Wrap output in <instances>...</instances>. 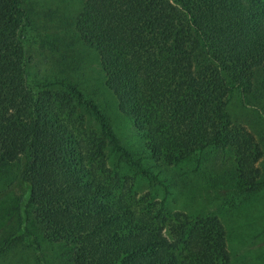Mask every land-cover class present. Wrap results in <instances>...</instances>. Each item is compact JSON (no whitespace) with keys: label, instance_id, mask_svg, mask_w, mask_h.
<instances>
[{"label":"trees","instance_id":"1","mask_svg":"<svg viewBox=\"0 0 264 264\" xmlns=\"http://www.w3.org/2000/svg\"><path fill=\"white\" fill-rule=\"evenodd\" d=\"M45 2L0 0V167L17 168L4 193L13 216L0 257L26 244L31 264H240L216 212L170 211L169 186L121 144L86 86L39 79L34 62L50 49L79 73V40L98 54L105 88L145 140V159L229 155L228 183L252 196L264 186V0H83L71 26L51 36ZM236 95L261 115L260 136L235 122ZM109 148L118 168L131 164L163 199L131 197L133 183L124 189L112 175ZM215 177L207 198L222 209L229 195Z\"/></svg>","mask_w":264,"mask_h":264},{"label":"rangeland","instance_id":"2","mask_svg":"<svg viewBox=\"0 0 264 264\" xmlns=\"http://www.w3.org/2000/svg\"><path fill=\"white\" fill-rule=\"evenodd\" d=\"M45 1H48L49 8H52L50 17H54V22L49 19L42 20L44 33L49 34L47 36L58 32V26H71L83 7V0H55L53 3L50 2L52 0H40L44 2L43 4L47 3ZM68 35L75 36L74 28L69 29ZM76 39L78 40L77 37ZM39 44L40 40L35 45L37 51L40 50ZM75 48L82 64L79 73L70 74L67 68L65 70L64 66L57 64L53 51L44 49L42 53H36L35 75L39 79L70 76L84 84L88 96L94 97L112 122L121 144L132 153L133 158L142 159L143 168L155 172L160 180L169 186L172 192L167 199L169 210L196 213L203 212L210 207L212 212L220 216L227 228L230 249L234 258L240 264H264V186L260 192L252 196L236 193L228 183L229 172L234 170V161L232 157L222 155V153L196 154L176 164L145 159L147 155L144 150L145 140L135 132L130 119L118 111L114 96L105 88V76L98 54L93 49L84 47L79 40ZM257 108L259 109V106ZM231 113L237 124L251 131L254 130L258 136L263 132L261 128L264 121L261 122L259 112H252L251 109L245 108L238 95L233 97ZM90 125L92 128H97L96 122H91ZM107 155L109 166L113 171L112 175L114 177L119 172L123 188L133 183L131 197L140 202L144 200L156 202L163 199V188L152 187L151 182L131 164L124 162L121 168H118L120 159L118 152L109 148ZM199 163L202 164L201 168H198ZM262 167L264 168V163ZM16 169V165L0 167V196H3L0 199V239L12 227L13 198L11 194L4 193L14 179ZM216 175L221 178L223 182L221 184L225 187L226 194L229 195L223 194V200H220L223 201L222 209H219L220 206L219 208L212 206L213 204L210 206L207 198V194L212 193V183L209 179L216 178ZM33 255L34 253L26 244H17L12 252L0 257V264H31Z\"/></svg>","mask_w":264,"mask_h":264}]
</instances>
